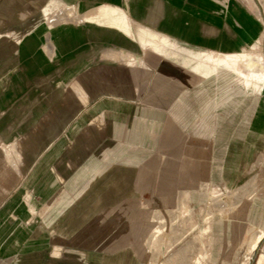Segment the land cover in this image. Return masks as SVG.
Returning <instances> with one entry per match:
<instances>
[{"label":"rangeland","instance_id":"rangeland-1","mask_svg":"<svg viewBox=\"0 0 264 264\" xmlns=\"http://www.w3.org/2000/svg\"><path fill=\"white\" fill-rule=\"evenodd\" d=\"M225 53L264 69V0H0V264H264V90Z\"/></svg>","mask_w":264,"mask_h":264},{"label":"bare ground","instance_id":"bare-ground-1","mask_svg":"<svg viewBox=\"0 0 264 264\" xmlns=\"http://www.w3.org/2000/svg\"><path fill=\"white\" fill-rule=\"evenodd\" d=\"M95 21L98 24H105L122 32L127 31V24L125 23L120 26L113 20L98 18ZM137 36L138 39H142L140 33ZM213 57L214 63L209 68V72H215L218 68H221L224 73L231 74L230 81L234 82L236 88L241 92L255 88L264 90V69L258 73L254 72L252 69L253 61H251L249 56L225 53L222 55H213ZM195 71H198V69L196 68Z\"/></svg>","mask_w":264,"mask_h":264},{"label":"crops","instance_id":"crops-1","mask_svg":"<svg viewBox=\"0 0 264 264\" xmlns=\"http://www.w3.org/2000/svg\"><path fill=\"white\" fill-rule=\"evenodd\" d=\"M27 46H28V48H29V49H30V51H31V49L33 48V43H32V42H30V41H28V42H27ZM34 59H35V61H37V62H38V60H39V57H38L37 55H35Z\"/></svg>","mask_w":264,"mask_h":264}]
</instances>
